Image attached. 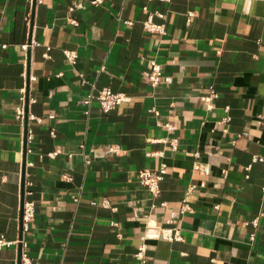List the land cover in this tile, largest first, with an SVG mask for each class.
<instances>
[{
  "label": "crops",
  "instance_id": "obj_1",
  "mask_svg": "<svg viewBox=\"0 0 264 264\" xmlns=\"http://www.w3.org/2000/svg\"><path fill=\"white\" fill-rule=\"evenodd\" d=\"M92 1L36 0L33 13V0H0V237L14 242L0 264H18L24 155L28 264H263L264 0ZM145 7L165 35L145 31ZM103 89L131 102L86 115ZM162 166L152 197L138 175Z\"/></svg>",
  "mask_w": 264,
  "mask_h": 264
},
{
  "label": "built area",
  "instance_id": "obj_2",
  "mask_svg": "<svg viewBox=\"0 0 264 264\" xmlns=\"http://www.w3.org/2000/svg\"><path fill=\"white\" fill-rule=\"evenodd\" d=\"M151 1V0H150ZM104 0H93L91 2V5L93 7H100L103 6ZM83 5H75L70 8V12H73L77 9H83ZM144 11L148 13L147 7L144 8ZM156 14V13H155ZM155 14L148 13L147 19L144 21V29L148 33L151 34H160V35H165L166 34V26L165 25H156L153 21ZM159 17L163 18V15L157 14ZM76 24V22H74ZM127 25L132 26V22H127ZM3 49H7V46L4 45L2 46ZM29 48L28 45H24L22 49L24 51H27ZM66 57L70 61V63H75L77 59V54L76 52L72 51H67ZM163 73H162V68L160 65H158L155 61L151 62V71L148 74V81L152 89L156 90L162 81ZM25 94V93H24ZM26 96V95H25ZM217 97L216 92L213 89L209 90V96H205L202 98L203 101L205 102H210L213 99ZM25 99L23 98L22 102L23 104L19 106L17 109V119L21 122L25 121ZM97 102L100 105L101 110L104 113H109L113 110H116L118 106H120L123 103H129L131 102V98L128 97L125 94L122 93H114L110 89H103L97 93L90 94L86 97V99L83 101V105L87 107L86 115H89V109L93 103ZM156 115L158 113L154 111ZM29 119L31 117L29 116ZM230 122V118L224 119V121L221 124H227ZM169 130H173V127L168 126ZM28 141L32 139L31 137V131H28ZM170 144L172 146L173 150H177L178 143L177 140H171ZM253 162H260L264 163V158L260 157H255L253 159ZM167 174V168L166 166H162L160 169L157 171H141L138 175L140 184L152 195V197H158L160 194V185L162 181L164 180L165 175ZM71 180V179H69ZM196 190V186L192 185L188 187L187 192H186V198H189L192 193H194ZM30 194V193H29ZM28 194V195H29ZM102 206L105 208H110V204L107 200H104L102 203ZM183 212L186 211H191V208L188 205L187 199L184 202ZM36 215V209H35V204L31 201H25L24 203V211H23V229L24 232L29 230L30 224L33 222L34 218ZM252 224L255 227H258V220H254ZM160 238L167 241V242H178L182 241V235L181 231L179 229H161L160 231ZM14 244V242H10L6 240L4 237H0V251L4 247H10ZM144 246L141 247L136 255L137 259L142 260L143 259V253H144ZM28 258L26 255H22V264H28ZM264 264V263H263Z\"/></svg>",
  "mask_w": 264,
  "mask_h": 264
},
{
  "label": "water",
  "instance_id": "obj_3",
  "mask_svg": "<svg viewBox=\"0 0 264 264\" xmlns=\"http://www.w3.org/2000/svg\"><path fill=\"white\" fill-rule=\"evenodd\" d=\"M36 5V0H33V13ZM33 26V22L31 24V27ZM31 42V39H30ZM26 100H25V146H24V154H26L27 151V138H28V107H29V88L26 90ZM25 174H26V160L24 155V162H23V168H22V184H21V207H20V244H19V257H18V264H22V235L24 232L23 229V211H24V203L26 201L25 199Z\"/></svg>",
  "mask_w": 264,
  "mask_h": 264
}]
</instances>
